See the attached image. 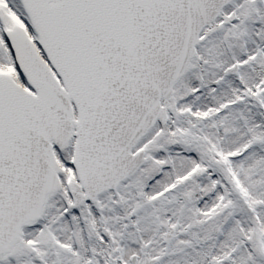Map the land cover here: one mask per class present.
<instances>
[{
  "label": "snow or ice",
  "instance_id": "1",
  "mask_svg": "<svg viewBox=\"0 0 264 264\" xmlns=\"http://www.w3.org/2000/svg\"><path fill=\"white\" fill-rule=\"evenodd\" d=\"M0 264H264V0H0Z\"/></svg>",
  "mask_w": 264,
  "mask_h": 264
}]
</instances>
